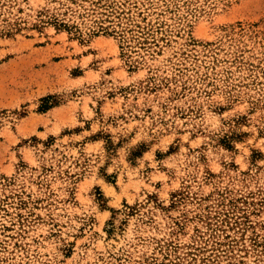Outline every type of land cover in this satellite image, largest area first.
Listing matches in <instances>:
<instances>
[{
    "label": "rangeland",
    "instance_id": "1",
    "mask_svg": "<svg viewBox=\"0 0 264 264\" xmlns=\"http://www.w3.org/2000/svg\"><path fill=\"white\" fill-rule=\"evenodd\" d=\"M0 264H264V0H0Z\"/></svg>",
    "mask_w": 264,
    "mask_h": 264
},
{
    "label": "trees",
    "instance_id": "2",
    "mask_svg": "<svg viewBox=\"0 0 264 264\" xmlns=\"http://www.w3.org/2000/svg\"><path fill=\"white\" fill-rule=\"evenodd\" d=\"M20 29H21V25L18 22H15V23H10L6 25V29L0 28V33L12 34L14 31L20 30Z\"/></svg>",
    "mask_w": 264,
    "mask_h": 264
}]
</instances>
